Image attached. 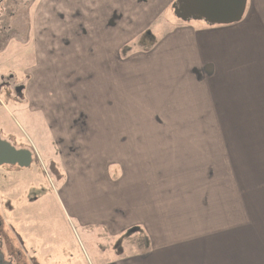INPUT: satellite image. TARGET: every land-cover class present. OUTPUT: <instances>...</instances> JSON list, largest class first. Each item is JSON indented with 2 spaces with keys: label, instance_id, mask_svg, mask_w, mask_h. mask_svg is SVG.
<instances>
[{
  "label": "crops",
  "instance_id": "1",
  "mask_svg": "<svg viewBox=\"0 0 264 264\" xmlns=\"http://www.w3.org/2000/svg\"><path fill=\"white\" fill-rule=\"evenodd\" d=\"M176 2L20 0L12 4L10 27L3 31L0 22V76L25 70L39 79L45 103H39L36 115L55 140L62 112L82 133L96 124L88 116L77 117L76 111L101 110L98 139L117 143L116 162L93 167L85 178L69 173L62 184L66 212L82 228H104L110 237L143 228L153 238L150 264H236L238 236L230 230L239 221L238 204H224L222 210L212 206L211 199L221 206L220 184L204 157L221 154L217 143L228 139L203 132H168L164 127L204 125L200 120L206 118H186L185 109L173 103L189 102L187 109L197 113L195 104L203 99L206 80L216 71L212 44L237 36L236 45L249 44L250 50L264 46V0H248L240 23L219 27L172 21ZM247 26L255 35L239 36ZM144 37L146 47L141 49ZM17 51L31 52V58L28 53L14 54ZM67 78L70 81L64 84ZM95 78L102 79L98 105H93ZM88 88L90 103H84L78 94ZM35 97L36 92H30L29 99ZM175 109L180 117H171ZM54 110L59 112L55 119L50 113ZM187 204L197 206L192 219L197 216V227L183 231L177 221L184 222ZM206 221L218 229L207 233ZM159 225L166 228L158 229ZM219 232L214 241H202ZM188 237L194 240L189 242ZM173 239L185 242L173 246ZM141 258L139 254L117 264H137Z\"/></svg>",
  "mask_w": 264,
  "mask_h": 264
},
{
  "label": "rangeland",
  "instance_id": "2",
  "mask_svg": "<svg viewBox=\"0 0 264 264\" xmlns=\"http://www.w3.org/2000/svg\"><path fill=\"white\" fill-rule=\"evenodd\" d=\"M9 4V1L3 3L7 6ZM173 14L175 15V11ZM174 15L172 21L183 23L178 18L176 20ZM246 32L255 35V30L247 26L239 36ZM236 37L227 38L220 45L210 46L209 50L213 53L211 61L216 71L213 77L206 80L203 99L195 104L197 113L187 109L189 102L173 103L185 109L183 112L186 118H206V121L200 120L201 123L205 122L204 125H168L164 128H167L168 132H203L209 135H223L224 139H228L217 143L222 147L221 154L215 156L213 153H207L204 156L206 163L211 162L213 165L214 175L220 184L221 206L219 208L210 198L211 203L219 210H222L224 204H238L239 221L237 227L230 230L232 235L238 236L235 249L236 264H264V46H254L250 50L249 44L236 45ZM146 40L144 37L139 42V48L146 47ZM258 41H261L260 38ZM15 53H28L30 58L32 55L26 51ZM17 68L18 63L15 62L13 69ZM12 72L17 74L16 76L24 74V70ZM50 80L54 85L55 79ZM74 80L72 79L73 82ZM63 81L67 84L70 80L67 78ZM112 82L111 78V85ZM101 86L102 79L95 78L93 105L100 104ZM35 92L34 102L45 103V94L41 87H36L33 90V93ZM86 95L90 96V88L84 93L79 92L78 97L84 103H90L89 98L86 101ZM22 107L6 95L0 94V135L14 137L18 145L30 144L39 159L31 169L0 170V227L9 235L15 255L22 254V262L27 263L29 258L31 264H117L124 258L141 254L142 258L137 260V264H150L153 259L149 254V246L153 238H150L143 228L142 231L131 229L119 237H110L104 228L84 229L77 221L69 218L64 204L59 199L58 193L69 173L74 177L79 175L85 178L93 167H106L117 160L113 156L117 151V143L98 139L100 127L97 124L101 123L103 116L101 110L76 111L77 117L88 116L90 121L96 124L89 125L86 128L88 130L84 129L82 133L66 115L63 117L65 111L62 112L64 119H59L57 123L58 147H55L49 132L42 126L43 122L37 115H31L27 107ZM173 111L171 117H180L178 109ZM50 113H53L54 119L59 117L56 110ZM211 118L218 120L213 122ZM28 119L31 121L28 122ZM206 169L209 170L210 165ZM234 190L237 194H233ZM110 200L115 204L117 198ZM187 205L184 212L188 215L182 219L184 222L177 221L183 231L197 227V216L196 221L192 222L197 206ZM214 219L216 220L217 216ZM159 228L166 227L159 225ZM217 229L206 221L207 233ZM220 233L206 235L202 241H214ZM18 237L24 238L27 243L24 251H27L28 258L25 252H22ZM187 239H190L189 242L194 240L190 237ZM155 240L160 242L162 239ZM184 242L177 243L173 239L171 245Z\"/></svg>",
  "mask_w": 264,
  "mask_h": 264
},
{
  "label": "flooded vegetation",
  "instance_id": "3",
  "mask_svg": "<svg viewBox=\"0 0 264 264\" xmlns=\"http://www.w3.org/2000/svg\"><path fill=\"white\" fill-rule=\"evenodd\" d=\"M9 1L10 4L3 5V3ZM20 0H0V22H1V29L4 31L7 28L10 27V21L14 17L15 12L13 5H18ZM3 48V44L0 45V49ZM17 74L11 73L9 76L3 75L0 76V94L6 95L12 102L19 106H28V110L33 115H36L39 113V107L40 104L31 101L29 99L30 92H33V90L39 86V79L36 76L29 75L27 71L24 70V74L22 76H16ZM36 100V99H34ZM35 109V110H33ZM38 109V110H37ZM50 139L53 141L55 147H58L56 140L54 139L53 135L50 136ZM8 144L12 148H14L16 151L20 152H27L30 156V164L28 167H21L18 163H13L7 161V155L5 153L6 148L4 145ZM2 150V152H1ZM61 155V154H60ZM62 156V155H61ZM37 154L34 150V147H32L30 144H22L18 145L15 141V138L8 135L5 137L3 134L0 135V170L8 169V170H25V169H31L32 166H34L38 162ZM59 176V173H58ZM59 178V177H58ZM62 188L60 190L59 199L62 202L61 199V193ZM63 203V202H62ZM68 215V214H67ZM69 216V215H68ZM70 219H73L69 216ZM18 243L22 248V252L26 250V242L25 239L18 237ZM13 244L10 241L9 235L5 233L2 228L0 227V256L2 255V262L1 264H28V262L31 264V260H29L28 255L27 256V263L24 261L22 262L21 255H15Z\"/></svg>",
  "mask_w": 264,
  "mask_h": 264
},
{
  "label": "water",
  "instance_id": "4",
  "mask_svg": "<svg viewBox=\"0 0 264 264\" xmlns=\"http://www.w3.org/2000/svg\"><path fill=\"white\" fill-rule=\"evenodd\" d=\"M247 5L248 0H177L173 9L176 17L183 22H204L211 27H219L240 23L245 17ZM4 146L7 161L18 163L21 167L29 166L27 152H18L8 144Z\"/></svg>",
  "mask_w": 264,
  "mask_h": 264
}]
</instances>
